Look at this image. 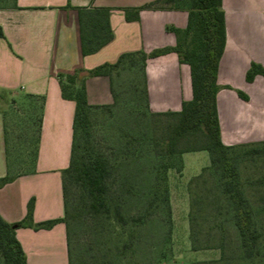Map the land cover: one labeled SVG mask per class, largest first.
<instances>
[{
  "label": "crops",
  "instance_id": "1",
  "mask_svg": "<svg viewBox=\"0 0 264 264\" xmlns=\"http://www.w3.org/2000/svg\"><path fill=\"white\" fill-rule=\"evenodd\" d=\"M154 1L14 0L11 7L0 9L4 32L0 37V180L10 178L0 187V215L6 222L25 220L32 200L35 224L64 218L63 172L71 162L76 102L64 98L61 76L114 65L125 54L175 47L178 36L173 29L187 28V11L148 9L140 12L138 20H127L126 10ZM91 7L112 10L114 38L85 56L80 9ZM223 10L227 41L217 98L222 140L227 146L262 143L264 76L248 82L247 73L253 63L264 68V0H223ZM145 85L150 110L155 113L180 112L183 103L193 99L190 66L174 52L148 59ZM85 86L91 105L114 103L110 76L88 78ZM37 101L41 103L40 126L36 155L31 158L28 151H15L12 127L17 121L15 104L28 112ZM26 117L31 131L32 117ZM204 152L183 156V177L189 168L194 170L192 180L211 166L210 154L204 156ZM16 237L27 264H70L65 223L50 230L20 228Z\"/></svg>",
  "mask_w": 264,
  "mask_h": 264
},
{
  "label": "rangeland",
  "instance_id": "2",
  "mask_svg": "<svg viewBox=\"0 0 264 264\" xmlns=\"http://www.w3.org/2000/svg\"><path fill=\"white\" fill-rule=\"evenodd\" d=\"M13 2L0 0V9L11 7ZM142 71L140 57L128 58L112 70L116 103L88 115L84 131L89 146L94 154L108 156L111 161L112 213L108 217L79 210L71 227V264H264V152H254L263 144L239 145L231 153L239 177L237 181L227 180L238 184L233 187L239 192L234 194L236 198L223 194L221 170L204 169L190 180L194 170L189 168L183 177L178 171L180 157L156 155V142L167 148V129L175 126L178 118L151 115ZM40 105L37 101L27 112L15 104L17 121L12 137L18 153L28 151L33 157ZM26 116L34 120L31 131ZM130 140H135L131 149ZM203 145V136L198 134L183 141L181 147ZM187 153L195 157L202 154ZM203 154L209 156L208 152ZM167 165L172 168L165 171ZM165 175L171 209L165 198V182L159 181ZM80 196L78 191L77 203ZM240 196L248 200L261 233L251 258L235 225ZM119 211L123 220L117 215ZM0 264H5L1 249Z\"/></svg>",
  "mask_w": 264,
  "mask_h": 264
},
{
  "label": "trees",
  "instance_id": "3",
  "mask_svg": "<svg viewBox=\"0 0 264 264\" xmlns=\"http://www.w3.org/2000/svg\"><path fill=\"white\" fill-rule=\"evenodd\" d=\"M185 10L189 14L188 26L185 30L173 29L178 36L175 47L157 49L150 54L139 52L125 54L114 65H104L84 74L82 71L74 75L61 76L62 92L66 99L76 102L74 119V144L70 166L63 172V193L65 203V215L62 219L34 223V200L28 207L25 220L10 224L0 215V249L5 264H27L24 249L16 237V230L20 228H34L36 230H50L56 224L63 222L67 228L70 264L71 253V227L79 210H87L89 213H100L110 216L112 213L109 201V181L112 175L111 161L108 156L100 153L94 154L90 142L86 138V122L92 110L110 108L116 103V90L113 83L112 70L120 67L128 58L140 57L143 60V83L146 93L147 107L152 116L171 115L178 118L175 126L169 125L168 137H165L167 148H161L156 142V155L178 156L181 166L178 169L182 174L184 170L183 156L187 152L207 151L210 154L211 166L222 171L223 194L236 198L233 187L238 184L227 180H238L239 173L232 165L231 153L238 146H227L222 140L221 125L218 114V73L221 58L224 54L227 41L226 17L223 10V0H156L141 8L126 10L128 21L138 20L142 10ZM110 8H81L80 23L82 33L83 53L85 56L94 54L109 44L113 38V30L110 23ZM0 37L4 32L0 26ZM177 53L180 62L190 66L193 84V99L183 103L180 112L155 113L150 110L148 93L145 85V66L148 59L157 58L168 53ZM264 76V68L253 63L247 73V81L253 82L256 76ZM97 76H110L112 79L115 101L112 105H91L87 99L85 82L88 78ZM242 97L246 98L243 93ZM40 110V109H39ZM35 114V113H34ZM40 113H37V136L40 126ZM31 129H34V120L31 121ZM202 134L204 145L200 148H183V141L193 135ZM37 136L34 145V158L36 155ZM135 140L128 142V148L134 146ZM263 148H257L255 153L264 152ZM85 145V146H84ZM165 150V151H164ZM165 153V154H162ZM172 168L165 166V171ZM206 168L205 170H207ZM204 170V171H205ZM167 176L159 181L165 182V198L170 204V189L167 185ZM232 180V181H234ZM10 181V178L0 180V187ZM81 192L80 203L76 202L77 192ZM231 198V199H232ZM235 225L241 236L242 245L247 257L255 255V250L261 238V233L255 226L253 210L248 200L240 196L235 208ZM120 220L122 214L117 212Z\"/></svg>",
  "mask_w": 264,
  "mask_h": 264
}]
</instances>
